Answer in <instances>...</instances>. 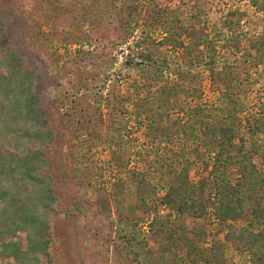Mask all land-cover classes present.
<instances>
[{"label":"rangeland","instance_id":"1","mask_svg":"<svg viewBox=\"0 0 264 264\" xmlns=\"http://www.w3.org/2000/svg\"><path fill=\"white\" fill-rule=\"evenodd\" d=\"M52 1L51 8L46 10L41 0H2L0 46L4 53L13 48L23 58L24 67L35 70V90L42 97L49 128L56 137L49 156L50 174L55 176L53 187L63 203L61 208H69V214H60L53 221L54 264H175L181 258L188 264H207L199 252L214 241H218L227 264H250V253L240 252L226 240L228 232L245 227L246 222L224 224L215 215L214 203L219 197L214 194L219 189L223 191L224 178L233 184L238 178V166L228 162L213 170L216 151L207 149L194 137L197 127L193 116L213 119L222 114L221 94L213 89L208 69L212 56L217 61L216 70L235 71L241 76L235 90L240 89L244 104L238 114L236 141L244 137L248 140L247 148H252L253 143L261 148L262 155L255 157L254 162L264 173V137L254 139L250 135V122L264 114V67L261 65L257 72L248 68L249 63L243 59L250 40L264 34V10L260 9L264 0H257V5H252V0H138L144 16L156 2L176 11L183 25L200 22L206 28L209 44L192 59L185 57L182 48L160 44L166 26L153 30L139 27L128 41L118 43L119 7L110 5V0L96 2L104 13L105 24L100 27L91 22L78 27L77 19L64 15V8L81 1L89 5L90 0ZM88 10L89 7L80 8L79 12L86 14ZM235 35L241 40L240 49L231 41ZM147 48L156 56H165L172 69L181 71L182 81L197 76L201 96L175 97L180 101L173 99L169 105L161 102L159 90L169 81L146 87L139 69L130 62L140 61V52H147ZM77 100L90 101L93 109L75 111ZM98 113L105 120L112 116V125L106 122L104 127L99 126ZM158 114L162 115V126L171 132L169 137L154 129ZM78 165L92 175L86 188L80 180L64 184L63 176L69 173L71 177ZM182 173L188 174L193 185L203 178L211 180L207 187L213 190L211 204L201 218L180 214L159 203L170 182ZM141 177L150 181V191L137 186ZM73 181L82 187V194L73 192L76 189ZM95 187L106 190L113 212V236L109 251L100 253L103 256L100 261L91 259L92 255L101 256L95 253L96 247L91 249L94 242L104 250V240L99 234L85 239V258L82 259L78 249L79 233L87 225L96 224L100 217ZM241 189L249 191L247 185ZM165 219L181 226L182 233H187L184 239L197 244L198 249L190 256L188 248L181 251L177 245L162 247L154 239L153 231ZM153 221L157 223L152 225ZM123 239L129 240L124 247H129L130 255L125 258L120 249ZM164 250L168 253L166 257L162 255ZM44 262L48 264L46 258ZM0 264L15 263L0 260Z\"/></svg>","mask_w":264,"mask_h":264},{"label":"trees","instance_id":"2","mask_svg":"<svg viewBox=\"0 0 264 264\" xmlns=\"http://www.w3.org/2000/svg\"><path fill=\"white\" fill-rule=\"evenodd\" d=\"M41 1L45 4L46 10L53 4L52 0ZM96 2L97 0H90V6L82 1L77 2L64 8V15L77 19L75 25L78 27L87 22L98 27L103 26L104 13L99 10ZM257 4V0H252V5ZM110 5L119 7L116 28L118 43L128 41L139 27L146 26L149 30L150 28L153 30L159 26H166V33L160 44L175 49L182 48L185 57L190 59L196 57L195 53L209 44V35L200 22L185 26L176 11L171 12L159 3L154 2L148 7L145 16L142 13L143 6L138 0H110ZM87 7L89 13L79 12L80 8L87 10ZM260 9L264 10V3ZM238 14L235 12V15ZM2 22L0 18V25ZM231 41L240 49L239 36H232ZM147 49V52H140V61L131 59L130 62L139 69L146 87L169 81L159 90L161 102L169 105L173 99L176 102L180 101L175 97L187 99L201 96V82L197 81V76L186 77L184 80L187 82L182 81L181 71L172 69L165 56L161 58L159 55L156 56L155 52H151L150 48ZM243 59L249 63L248 68L257 72L260 71L261 65L264 67V34L250 40ZM216 63V58L211 56L208 69L213 89L221 94L222 114L219 113L213 119L194 115V125L197 127L194 137L205 144L207 149L216 151L213 156V170L228 162L238 166V178L233 184L224 178L221 182L224 186L223 191L219 189L214 194L219 197L218 202L214 203L215 215L224 224L246 222L245 227L228 232L226 240L240 252H249L250 264H264V173L254 162V158L262 155V151L254 143L252 148H247L248 140L244 137L238 138L239 142L236 141L238 114L244 104L240 89L239 92L235 90L241 76L235 71L216 70ZM92 64L95 65V62ZM34 73L35 70L24 67L23 58L13 48H8V52L4 53L0 46V260L15 264H45L44 258H46L48 264H54L52 245L56 237L53 234V221L60 214L68 215L69 208H61L63 203L53 187L55 176L50 174L49 156L52 154L56 137L49 128L42 97L35 90ZM248 75H251V72ZM115 87L116 85L113 88ZM92 109L93 105L90 101H76L75 111L83 113ZM98 114L99 126L104 127L106 122L107 125H112L114 121L112 116L105 120L100 113ZM160 117L162 115L158 114L154 129L164 137H169L171 132L162 126ZM250 123H252L251 137L254 139L264 137V114L256 116ZM233 150L235 152H232ZM59 153L62 156L61 150ZM74 161L76 162V158ZM91 177V173L79 165L73 169L71 177L69 173L63 176L64 184L72 180H80V184L85 188L90 183ZM175 178L170 182L164 196L159 198L160 205L168 206L180 214H189L197 218L205 216L213 194V190L207 189L211 180L203 178L197 185H193L187 173ZM73 182L76 187L73 192L76 190L82 194V187H77L75 181ZM136 183L146 191L152 189L150 181L142 177L138 178ZM213 183L215 185L216 180ZM243 185L248 186V192L241 189ZM95 193V204L99 209L100 217L96 224L87 225L79 233L78 249L82 259L86 255L85 241L93 234H99L104 240V250L103 247L99 248L97 242L93 243L91 249L96 247L98 249L95 250L96 254L109 251L108 244L113 236L111 226L113 212L109 195L102 187H95ZM149 209L147 211H150ZM156 223L153 221L152 225ZM185 234L187 233H182L181 226L169 222L168 219L160 222L153 231L154 239L162 247L172 248L177 245L176 248L181 251L188 248L187 256H190L198 247L194 240L184 239ZM123 241L120 249H123L122 258H125L130 255L127 250L129 247H124L129 240H121ZM165 252L164 250L162 253L163 257L168 254ZM199 253L207 264H227L218 241H214L210 247ZM206 253L208 254L205 255ZM102 258V255L100 257L92 255L91 259L100 261ZM175 264H188V261L181 258L180 262Z\"/></svg>","mask_w":264,"mask_h":264}]
</instances>
